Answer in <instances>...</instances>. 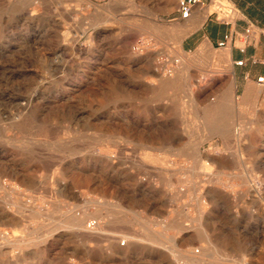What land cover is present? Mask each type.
Returning a JSON list of instances; mask_svg holds the SVG:
<instances>
[{"label":"rangeland","instance_id":"rangeland-1","mask_svg":"<svg viewBox=\"0 0 264 264\" xmlns=\"http://www.w3.org/2000/svg\"><path fill=\"white\" fill-rule=\"evenodd\" d=\"M177 8L0 0V264H264V93L249 125L202 124Z\"/></svg>","mask_w":264,"mask_h":264},{"label":"crops","instance_id":"crops-1","mask_svg":"<svg viewBox=\"0 0 264 264\" xmlns=\"http://www.w3.org/2000/svg\"><path fill=\"white\" fill-rule=\"evenodd\" d=\"M195 6L189 18H181L178 10L172 14L171 30L163 42L173 56L196 55L201 60L203 78L191 88L195 106L202 108L201 123L224 125L226 134L233 133V124H250L257 102L264 93V0H224L238 11L232 25L220 23L210 0ZM254 28L250 43L242 50L241 36ZM231 35L234 42L220 48ZM203 53V54H202ZM242 64H239V63ZM260 92V93H259ZM211 111V112H210ZM229 127V128H228ZM206 135L207 139H232L230 135Z\"/></svg>","mask_w":264,"mask_h":264},{"label":"built area","instance_id":"built-area-1","mask_svg":"<svg viewBox=\"0 0 264 264\" xmlns=\"http://www.w3.org/2000/svg\"><path fill=\"white\" fill-rule=\"evenodd\" d=\"M210 3L215 8V15L217 20L225 25H232L238 18L237 9L230 3L224 0H210ZM206 3L204 0H178V10L181 14V18L187 19L192 14V11L195 6H204ZM254 34V28L249 27L245 33L241 36V48L242 50L250 43L252 36ZM231 42H234V39L231 35H227L225 40L219 44L220 48L227 47ZM179 61L167 60L163 62L164 70L167 75L172 76L175 74V65ZM239 64H242L241 62ZM264 78L259 79V82L262 83Z\"/></svg>","mask_w":264,"mask_h":264},{"label":"bare ground","instance_id":"bare-ground-1","mask_svg":"<svg viewBox=\"0 0 264 264\" xmlns=\"http://www.w3.org/2000/svg\"><path fill=\"white\" fill-rule=\"evenodd\" d=\"M75 17V16H74ZM203 54V53H202ZM260 93V92H259ZM211 112V111H210ZM260 187V185L257 183L255 184V188L258 189ZM257 191V190H255ZM264 198V197H263ZM264 199H262L263 201ZM102 203V202H101ZM264 203V202H263ZM75 212V211H74ZM70 214L73 215V211H70ZM75 215V214H74ZM86 215H89L88 213ZM72 217V216H71ZM70 217V218H71ZM77 217V216H75ZM84 217V216H83ZM88 218V217H87ZM199 222H201V219L199 220ZM71 225L74 226V228L78 229V230H86V228H84V220L83 219H75V220H72L71 221ZM173 227H177L176 229L179 230V231H191L193 230V227L192 226H188L187 224H183L181 225V228L180 226H178V223L175 222L174 224H172ZM188 226V227H186ZM72 228V227H71ZM100 230V229H99ZM198 233H199V237L198 239L202 240V241H205L207 242L211 247L213 248H217V247H224L227 245V241H226V238L224 237V235L222 234H217V235H213L214 234V230H209L207 228H205L202 224L200 225V227L197 229ZM217 231V230H216ZM84 234V233H83ZM92 239V237H91ZM153 242H157L159 244H164L162 243L161 239L154 236L152 239H151ZM231 243V242H230ZM229 243V244H230ZM214 250V249H213ZM168 251H170V253H172L175 257V262L177 264H187L185 263V259L177 256L175 254L176 250L174 248H168Z\"/></svg>","mask_w":264,"mask_h":264}]
</instances>
